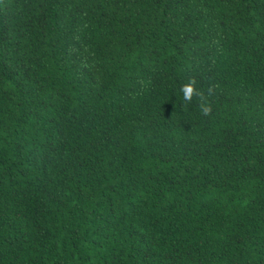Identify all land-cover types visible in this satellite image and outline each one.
I'll return each mask as SVG.
<instances>
[{"label":"trees","instance_id":"obj_1","mask_svg":"<svg viewBox=\"0 0 264 264\" xmlns=\"http://www.w3.org/2000/svg\"><path fill=\"white\" fill-rule=\"evenodd\" d=\"M0 264H264V0H0Z\"/></svg>","mask_w":264,"mask_h":264},{"label":"clouds","instance_id":"obj_2","mask_svg":"<svg viewBox=\"0 0 264 264\" xmlns=\"http://www.w3.org/2000/svg\"><path fill=\"white\" fill-rule=\"evenodd\" d=\"M197 84V80L193 77L189 78L188 81L181 86L180 91L183 95V99L189 104L195 99L201 114L210 117L213 114V106L210 98L215 94L219 85L211 84L207 89V93H205Z\"/></svg>","mask_w":264,"mask_h":264}]
</instances>
